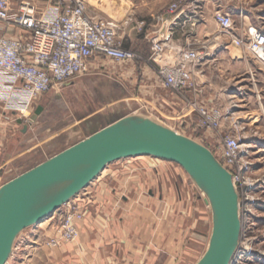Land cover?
<instances>
[{"label": "crops", "instance_id": "0c3cea01", "mask_svg": "<svg viewBox=\"0 0 264 264\" xmlns=\"http://www.w3.org/2000/svg\"><path fill=\"white\" fill-rule=\"evenodd\" d=\"M86 2L90 14L118 23L123 48L135 52L143 60L121 64L94 62L91 72L77 79L108 73L114 82L109 87H113L123 101L131 103L138 113L188 138H199L207 148H215L216 135L199 132L196 116L188 109V102L195 99L194 92L180 94L164 87L158 65L149 61L153 44L160 36L169 42L163 57L165 65L175 63L179 50L200 49L204 58L195 71L197 89L201 91L196 98L206 107L230 112L225 127L227 132L250 136L240 131L239 124L252 125L257 135L250 136L249 142L253 155L263 161L264 66L223 35L214 16L217 11L230 15L235 22L236 37H242L248 29L264 31V0ZM174 4L180 6L172 15L169 10ZM26 35L20 28L5 29L0 24V38H24ZM43 97L35 102L32 116ZM44 112L31 123L32 116L26 121L0 100V186L35 168L37 157H44L47 149L57 148L61 140L69 139L68 131L40 132ZM235 118L237 127L233 123ZM77 131L72 132L73 135H86L82 140L94 133ZM259 160L252 170L254 174L263 171ZM166 197L171 206L165 204ZM79 201L84 207L85 219L78 224L77 243L64 245L57 251L44 249L47 264L180 262L178 246L182 230L179 227L183 217L195 209L188 204L194 202L193 194L183 174L174 166L164 165L159 170L148 160L115 163L80 194ZM170 209L173 211L171 223L166 221V210ZM192 253L198 252L193 250Z\"/></svg>", "mask_w": 264, "mask_h": 264}, {"label": "built area", "instance_id": "2783aa9c", "mask_svg": "<svg viewBox=\"0 0 264 264\" xmlns=\"http://www.w3.org/2000/svg\"><path fill=\"white\" fill-rule=\"evenodd\" d=\"M14 1L0 0V24L5 29L20 28L27 35L0 38V100L26 121L30 120L36 101L90 73L94 62L121 64L143 60L135 52L123 48L118 23L90 14L86 0H45L44 9L29 0ZM179 6L172 5L170 14L173 15ZM214 18L223 35L264 66V31L248 29L242 37H236L235 22L230 15L217 11ZM168 43L166 37H158L149 59L158 65L163 86L180 94L194 92L195 99L188 102V109L196 116L199 132L216 135L218 144L213 154L232 175L237 190L249 187L246 178L255 165L251 158L250 137L227 132L225 127L230 112L206 107L196 98L201 91L197 89L195 71L204 58L203 52L191 47L179 50L175 63L165 65L163 57L169 49ZM233 123L237 127V123ZM79 197L53 215L56 237L51 239L49 246L73 243L78 239V224L85 219ZM251 213L247 210L245 215ZM255 243L254 239L242 242L241 232L232 264L263 261L264 252L257 250ZM38 247L37 240L19 236L7 264H32Z\"/></svg>", "mask_w": 264, "mask_h": 264}, {"label": "water", "instance_id": "95a60500", "mask_svg": "<svg viewBox=\"0 0 264 264\" xmlns=\"http://www.w3.org/2000/svg\"><path fill=\"white\" fill-rule=\"evenodd\" d=\"M39 106L30 122L43 113ZM153 158L182 168L211 209L208 249L197 264H232L242 222L232 175L205 146L143 115H130L0 186V264L19 236L78 197L115 163Z\"/></svg>", "mask_w": 264, "mask_h": 264}, {"label": "rangeland", "instance_id": "374dc122", "mask_svg": "<svg viewBox=\"0 0 264 264\" xmlns=\"http://www.w3.org/2000/svg\"><path fill=\"white\" fill-rule=\"evenodd\" d=\"M11 1L12 3L15 2L14 0ZM29 1L36 4L40 9H44L46 7L45 0ZM71 82V84L68 83L69 85H66L60 90H52L50 93L45 95L39 103V106H42L45 110L44 116L40 122V132L54 133L58 131H68L70 133V137L68 140H61L58 143L57 148L49 149V151L47 149L44 157H37L35 166H38L42 162H46L52 155L64 151L68 147L78 143L86 137L83 133L75 136L72 132H76L78 130L77 132L82 131L91 134L110 125L122 117L142 115L135 110L131 103L123 101L121 99V95L112 90L113 87H109V85L114 84V82L110 79L108 73L102 74L101 76H86L81 79L72 80ZM234 121L236 123L238 122L236 118ZM239 127L241 132L251 134L250 136H252V138L257 135L256 131L252 128V125L239 124ZM64 137V139L67 138L66 136ZM190 139L207 147L197 137ZM40 140L41 139L38 138L39 143H41ZM52 146H55V143ZM208 149L212 153H215V148ZM252 154L251 158L255 164L259 159ZM134 160H148L154 168L159 170L162 169V166L164 165L174 166L177 171L183 174L187 187L191 194H193L194 198V202L191 201L188 204H190L191 209L194 207L195 210H190L189 214L187 213L183 217L180 224L179 228L182 230V233L178 249L181 250V259L180 262L179 260H176L174 264H197L208 249L213 229V220L211 219L210 221V217L212 218L211 209L207 205L202 192L194 184L187 173L178 165H172L168 162L147 157L135 158L126 161L133 162ZM260 162L263 171L261 173L257 172L254 174L252 171L254 169L253 168L246 178V181L250 184L249 187L244 186L242 189H239L238 194L240 197L242 242L254 239L256 242L255 248L264 252V159ZM92 184L90 186H92ZM149 200L151 201V199ZM165 204H170L167 197ZM247 210H251L252 213L245 215ZM166 212V221L171 223L173 211L170 209V211L166 210ZM53 222L54 219L52 215L49 219L37 226L25 230L20 235L21 238L27 237L31 241L35 242L37 240L39 243V249L34 254L32 264H47L45 262L46 253L43 251L44 249L48 252L57 251L64 245L75 244L78 241L79 237L73 243H62L59 246L53 247L49 246L51 239L56 237ZM39 228H42L40 230L45 233L40 232ZM193 250H197L198 253L194 255L192 253ZM40 252L43 253L40 254ZM249 264H264V260Z\"/></svg>", "mask_w": 264, "mask_h": 264}]
</instances>
